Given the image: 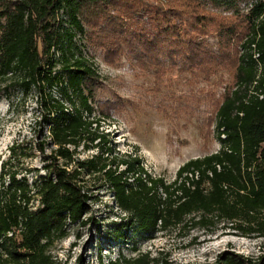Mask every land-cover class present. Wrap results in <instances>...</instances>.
Segmentation results:
<instances>
[{
	"label": "trees",
	"instance_id": "1",
	"mask_svg": "<svg viewBox=\"0 0 264 264\" xmlns=\"http://www.w3.org/2000/svg\"><path fill=\"white\" fill-rule=\"evenodd\" d=\"M136 1L0 0V92L9 97L6 93L14 88L27 96L34 90L43 108L42 121L56 146L44 174L31 182L26 175L18 176L13 165L27 156L26 144L15 142L2 163L0 264H55L50 248L67 236V225L79 221L87 211L89 197L78 182L80 171L69 172L58 163L73 161L69 147L75 149L81 143L89 124L84 114L92 111L89 98L98 79L82 59L70 61L77 35L87 40L100 22H106L112 30L101 36L100 47L110 55L116 56L127 46L133 57L158 63L161 57L171 62L182 59L189 68L199 70L219 60L218 54L197 42L199 34L193 36L196 28L182 19L178 25L172 22L178 19L175 14L166 18L161 9L156 10L149 19L152 25L148 23L154 32L131 25L128 19L138 10L146 16L153 14ZM206 1L234 10L244 0ZM110 9H119L122 20L107 17ZM234 14L243 20L247 32L236 58L233 90L216 112L218 152L186 162L170 183L147 174L136 158L120 162L123 170L112 169L104 158L111 154L103 148L104 142L98 144L100 152L91 159L77 162L78 169L102 174L115 207L128 217L125 227L139 234L165 231L196 215L199 220L190 221L206 225L213 219L247 223L254 214H264V0H255L242 15ZM58 62L63 65L62 74L54 72ZM58 85L60 99H52L45 91ZM36 147L43 153L41 144ZM34 201L39 204L36 209ZM122 262L146 264L143 257L122 258ZM217 264H264V256L255 261L224 256Z\"/></svg>",
	"mask_w": 264,
	"mask_h": 264
},
{
	"label": "rangeland",
	"instance_id": "2",
	"mask_svg": "<svg viewBox=\"0 0 264 264\" xmlns=\"http://www.w3.org/2000/svg\"><path fill=\"white\" fill-rule=\"evenodd\" d=\"M138 1L153 14L146 16L138 10L128 19L131 25L154 32L148 23L152 25L149 19L155 17L156 10L161 9L166 18L175 14L178 19L172 22L178 25L182 19L196 28L192 35L199 34L195 36L197 42L218 54L219 60L199 70L189 68L182 59L171 62L161 57L158 63L133 57L127 46L116 56L110 55L100 47L101 36L112 30L106 22L99 23L91 38L77 35L73 39L76 48L72 49L73 58L69 55L70 61L82 59L96 71L98 79L89 98L92 111L84 114L89 124L81 143L75 149L69 147L74 152L73 161L58 163L69 172L80 171L78 182L89 200L86 213L67 225V236L52 245L49 255L55 264H110L118 260L124 264L122 258L138 257L146 264H217L224 256L255 261L264 256L263 213L241 224L216 219L211 224H195L190 219L198 221L196 215L186 218L188 222L182 225L143 235L125 227L128 217L115 207L102 174L77 168V162L99 153L97 146L104 142L103 148L111 150L104 158L112 169L123 170L120 162L136 158L147 174L170 183L183 164L214 154L221 147L216 112L233 90L236 58L247 32L234 12L246 13L255 0H244L234 10L214 7L206 0ZM118 10H108L107 17L122 20ZM179 26L186 31L184 25ZM62 66L58 62L54 72L62 74ZM59 89L60 85L45 92L59 100ZM6 94L9 97L0 92V172L11 146L24 143L27 156L13 165L18 176L26 175L31 182L44 174L56 146L42 121L44 112L37 93L33 90L22 96L12 88ZM65 107L70 110L69 105ZM37 144L43 146V153ZM38 205L34 201L33 209Z\"/></svg>",
	"mask_w": 264,
	"mask_h": 264
}]
</instances>
